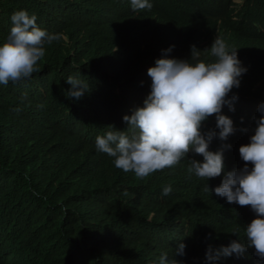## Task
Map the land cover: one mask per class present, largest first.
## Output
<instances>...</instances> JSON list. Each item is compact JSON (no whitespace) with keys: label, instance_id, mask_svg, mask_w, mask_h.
I'll return each mask as SVG.
<instances>
[{"label":"trees","instance_id":"16d2710c","mask_svg":"<svg viewBox=\"0 0 264 264\" xmlns=\"http://www.w3.org/2000/svg\"><path fill=\"white\" fill-rule=\"evenodd\" d=\"M112 4L0 0V46L19 10L61 37L45 46L40 72L0 85V264H152L164 252L176 256L181 243L183 263L199 264L207 241L202 217L223 214L195 191L192 185L207 183L185 172L187 159L142 182L96 150L97 136L127 130L123 117L133 113L142 90L135 69L145 56L140 45L152 41L155 28L151 15L132 19ZM213 10L229 16L235 47L241 33L264 32V0H244L241 7L213 0ZM69 76L88 85L78 100L67 98ZM236 93L235 111L227 104L222 110L232 120L254 109L260 97L245 81ZM228 145L215 138L209 150L222 151L225 161ZM168 185L172 192L165 196Z\"/></svg>","mask_w":264,"mask_h":264},{"label":"clouds","instance_id":"9594fccd","mask_svg":"<svg viewBox=\"0 0 264 264\" xmlns=\"http://www.w3.org/2000/svg\"><path fill=\"white\" fill-rule=\"evenodd\" d=\"M111 2L132 19L151 15L155 28L152 41L140 45L141 58L145 56L135 69L142 90L133 113L123 117L127 130L97 136L96 150L142 182L187 159L185 172L207 183L192 185L201 200L223 212L202 217L206 230L201 236L207 241L199 264H264V32L241 33L235 47L229 41L230 18L213 10V0ZM235 3L241 7L244 0ZM10 19L12 27L0 46L4 86L40 72L45 46L61 38L41 29L37 16L26 10L15 11ZM242 81L260 97L254 109L232 120L222 110L227 104L235 111ZM66 82L72 85L69 99L87 92L88 85L74 76ZM208 126L213 129L202 132ZM215 138L229 142L225 161L222 151L209 150ZM171 192V185L163 188V195ZM224 232L230 237L224 238ZM185 247L181 243L176 256L164 252L152 264H184Z\"/></svg>","mask_w":264,"mask_h":264},{"label":"bare ground","instance_id":"6f19581e","mask_svg":"<svg viewBox=\"0 0 264 264\" xmlns=\"http://www.w3.org/2000/svg\"><path fill=\"white\" fill-rule=\"evenodd\" d=\"M109 20V19H108ZM128 31V30H127ZM125 33V32H124ZM126 34V33H125ZM124 35V34H123Z\"/></svg>","mask_w":264,"mask_h":264}]
</instances>
